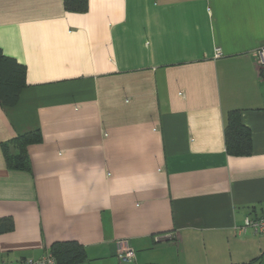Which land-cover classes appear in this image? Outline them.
<instances>
[{"label":"crops","instance_id":"crops-1","mask_svg":"<svg viewBox=\"0 0 264 264\" xmlns=\"http://www.w3.org/2000/svg\"><path fill=\"white\" fill-rule=\"evenodd\" d=\"M262 46L264 0H0L26 82L0 104V264L64 240L74 264H264V235L238 231L264 217ZM231 110L247 154L226 150ZM32 131L10 168L3 144Z\"/></svg>","mask_w":264,"mask_h":264},{"label":"trees","instance_id":"trees-1","mask_svg":"<svg viewBox=\"0 0 264 264\" xmlns=\"http://www.w3.org/2000/svg\"><path fill=\"white\" fill-rule=\"evenodd\" d=\"M67 11L83 12L88 7V0H63ZM25 67L15 58L3 54L0 49V104L13 105L17 102L21 89L25 86ZM238 111L228 113L225 127V144L227 152L236 155L250 152V131L241 124ZM40 140L38 131L19 134L11 141L13 145L3 144L5 161L10 168L28 170L26 146ZM9 145V146H8ZM10 216L0 217V234L12 228ZM50 253L56 264H74L86 259L83 245L74 240L55 241L50 246Z\"/></svg>","mask_w":264,"mask_h":264},{"label":"built area","instance_id":"built-area-1","mask_svg":"<svg viewBox=\"0 0 264 264\" xmlns=\"http://www.w3.org/2000/svg\"><path fill=\"white\" fill-rule=\"evenodd\" d=\"M216 55H218V53H216ZM253 57L260 70L264 71V46L256 49L253 52ZM247 227H250L254 233L264 235V217H246L243 225L239 227L238 231L244 232ZM133 256L134 253L132 249L127 248L121 250L118 253L117 258L119 261H130ZM20 264H56V259L51 253H46L37 259L26 260Z\"/></svg>","mask_w":264,"mask_h":264}]
</instances>
